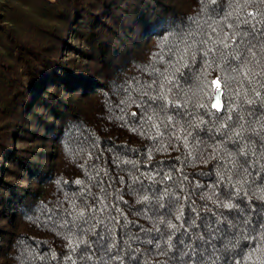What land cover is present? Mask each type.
<instances>
[{
    "label": "trees",
    "instance_id": "16d2710c",
    "mask_svg": "<svg viewBox=\"0 0 264 264\" xmlns=\"http://www.w3.org/2000/svg\"><path fill=\"white\" fill-rule=\"evenodd\" d=\"M11 1L0 6V264H185L215 221L235 231L264 220V185L233 176L236 193L218 180L214 133L185 148L163 125L153 139L138 119L142 91L154 94L141 87L152 79L144 67L199 0ZM191 71L186 91L205 71L199 56ZM200 102L211 103L191 97L184 120L212 128Z\"/></svg>",
    "mask_w": 264,
    "mask_h": 264
},
{
    "label": "snow or ice",
    "instance_id": "6c2138e0",
    "mask_svg": "<svg viewBox=\"0 0 264 264\" xmlns=\"http://www.w3.org/2000/svg\"><path fill=\"white\" fill-rule=\"evenodd\" d=\"M199 4L197 16L189 18L184 28L165 34L158 50L152 53L150 63L144 67L143 71L152 79L141 87L154 94L142 91L146 99L141 101L143 107L137 104L138 119L149 130H155L153 139L164 136L163 125L185 148L190 144H204L198 133H214L209 137L214 140L210 158L217 160L224 173L218 180L227 181L226 187L232 188H236L233 176L239 177L242 184L251 179L252 183L264 185V10L259 8L264 0H199ZM253 4L257 5L255 10L245 11ZM197 56L205 71L196 77V90L186 91L180 80L186 84L191 81L195 75L191 67ZM209 69L218 70L215 79H208ZM228 89H231V100L222 105L221 97ZM174 90H179L183 96L175 94ZM193 96L200 101L205 97L211 101L210 106L203 102L197 106L216 117L218 123L213 122L212 128H207L209 122L203 119L199 122L184 120L185 115H191L186 105ZM132 116L136 117L137 113L133 112ZM188 154L191 155V151ZM165 179L171 176L165 174ZM234 194L233 191L224 193L228 202L222 204L223 208L237 207L231 202ZM143 199L149 198L144 196ZM79 215L83 216V211ZM182 215L181 211L176 219L180 220ZM168 227L175 229L176 225L169 223ZM208 229V239L203 235L199 237L185 264H264V220L252 226L245 218L235 231L232 225L225 226L223 220H217ZM218 236L220 246L216 247L214 242ZM200 248L208 250V259L197 252Z\"/></svg>",
    "mask_w": 264,
    "mask_h": 264
},
{
    "label": "rangeland",
    "instance_id": "374dc122",
    "mask_svg": "<svg viewBox=\"0 0 264 264\" xmlns=\"http://www.w3.org/2000/svg\"><path fill=\"white\" fill-rule=\"evenodd\" d=\"M11 2H12V3H15V4H20L17 0H13V1H11ZM2 5H4V2H1V1H0V6H2ZM1 13L4 14L3 11H1Z\"/></svg>",
    "mask_w": 264,
    "mask_h": 264
},
{
    "label": "crops",
    "instance_id": "0c3cea01",
    "mask_svg": "<svg viewBox=\"0 0 264 264\" xmlns=\"http://www.w3.org/2000/svg\"><path fill=\"white\" fill-rule=\"evenodd\" d=\"M1 2H4L5 0H0Z\"/></svg>",
    "mask_w": 264,
    "mask_h": 264
}]
</instances>
